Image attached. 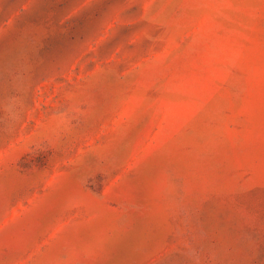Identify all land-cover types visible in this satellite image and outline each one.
<instances>
[{
	"label": "rangeland",
	"instance_id": "rangeland-1",
	"mask_svg": "<svg viewBox=\"0 0 264 264\" xmlns=\"http://www.w3.org/2000/svg\"><path fill=\"white\" fill-rule=\"evenodd\" d=\"M0 264H264V0H0Z\"/></svg>",
	"mask_w": 264,
	"mask_h": 264
}]
</instances>
